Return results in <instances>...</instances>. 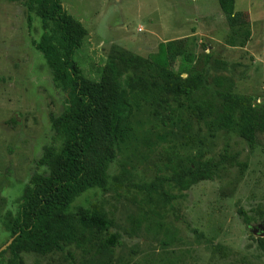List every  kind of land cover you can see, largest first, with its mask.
<instances>
[{"label":"rangeland","instance_id":"374dc122","mask_svg":"<svg viewBox=\"0 0 264 264\" xmlns=\"http://www.w3.org/2000/svg\"><path fill=\"white\" fill-rule=\"evenodd\" d=\"M26 1L0 0V249L14 241L5 223L18 214L31 177L45 173L39 162L46 148L63 143L51 117L67 105L51 66L32 44L45 31L35 13L29 24ZM62 3L88 33L75 55L87 79L99 81L121 51L147 59L161 43L176 42L194 55L191 66L208 77L209 99L213 89H227L264 105V0H236L235 10L250 18L251 38L245 46L242 31L228 26L218 0ZM183 66L178 57L174 70L182 72ZM183 102L167 125L149 107L136 112L110 166L109 188L90 190L74 203L78 217L87 210L105 214L121 246L107 249L103 232L80 229L84 244H63V251L49 255L24 252L23 263L264 264L259 246L264 239V120H257V142L251 146L212 119L203 125L187 98ZM178 157L195 160L194 167L201 170L213 168V178L188 191L170 189L169 200L154 195L151 203L140 187L155 181ZM11 244L0 253V264H10L11 255L1 254Z\"/></svg>","mask_w":264,"mask_h":264},{"label":"trees","instance_id":"16d2710c","mask_svg":"<svg viewBox=\"0 0 264 264\" xmlns=\"http://www.w3.org/2000/svg\"><path fill=\"white\" fill-rule=\"evenodd\" d=\"M218 1L228 26L242 31L241 46H245L251 38L249 14L236 12V0ZM25 6L30 25L33 13L43 22L45 34L32 44L51 66L56 86L67 94V105L61 115L51 117L63 143L46 148L39 162L45 173L31 177L18 214L5 223L14 241L1 256L10 254V264H25L21 260L24 252L49 255L63 251V244L78 240L84 244L80 229L103 232L107 249L121 246L119 234L112 231L114 223L105 214L87 210L78 217L74 203L83 193L109 188V169L126 141L127 126L144 107L151 108L152 114L167 125L174 122L187 98L188 107L203 125L209 126L212 119L221 129L251 146L256 144V123L264 120V105L254 104V97L227 89H213L209 99L208 77L191 66L194 55L176 42L161 43L158 52L147 59L121 51L105 66L101 79L93 81L83 75L75 60L87 30L65 10L62 0H27ZM178 57L183 58L182 72L173 68ZM187 162L179 157L171 160L165 165V173L140 187L151 203L154 195L169 200L170 189L188 191L198 181L213 178V168L201 170L194 167L195 160ZM239 216L244 225L251 224L242 210ZM259 246L264 251V239Z\"/></svg>","mask_w":264,"mask_h":264},{"label":"water","instance_id":"95a60500","mask_svg":"<svg viewBox=\"0 0 264 264\" xmlns=\"http://www.w3.org/2000/svg\"><path fill=\"white\" fill-rule=\"evenodd\" d=\"M253 232H254L255 235H257L258 232H259V230L256 229V230H254ZM262 237H264V234L262 235ZM11 242H12V241H11ZM11 242H9L7 245L11 244ZM7 245L0 249V253H1V252L7 247Z\"/></svg>","mask_w":264,"mask_h":264},{"label":"crops","instance_id":"0c3cea01","mask_svg":"<svg viewBox=\"0 0 264 264\" xmlns=\"http://www.w3.org/2000/svg\"><path fill=\"white\" fill-rule=\"evenodd\" d=\"M237 12V11H236ZM244 13H248V12H244ZM249 14V13H248Z\"/></svg>","mask_w":264,"mask_h":264}]
</instances>
